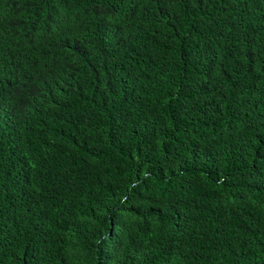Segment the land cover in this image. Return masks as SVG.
Segmentation results:
<instances>
[{"label":"trees","instance_id":"trees-1","mask_svg":"<svg viewBox=\"0 0 264 264\" xmlns=\"http://www.w3.org/2000/svg\"><path fill=\"white\" fill-rule=\"evenodd\" d=\"M0 264H264V0H0Z\"/></svg>","mask_w":264,"mask_h":264}]
</instances>
